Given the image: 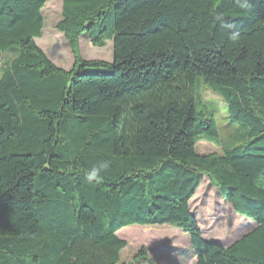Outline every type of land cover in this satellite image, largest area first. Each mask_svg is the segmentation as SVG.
Listing matches in <instances>:
<instances>
[{
    "label": "trees",
    "instance_id": "1",
    "mask_svg": "<svg viewBox=\"0 0 264 264\" xmlns=\"http://www.w3.org/2000/svg\"><path fill=\"white\" fill-rule=\"evenodd\" d=\"M46 1L0 0V264H119L118 231L163 225L195 264H264V0H62L70 71L35 42ZM83 35L112 41L110 72L81 58ZM197 82L242 142L221 140ZM203 177L256 224L228 247L190 212Z\"/></svg>",
    "mask_w": 264,
    "mask_h": 264
},
{
    "label": "rangeland",
    "instance_id": "2",
    "mask_svg": "<svg viewBox=\"0 0 264 264\" xmlns=\"http://www.w3.org/2000/svg\"><path fill=\"white\" fill-rule=\"evenodd\" d=\"M62 0H47L42 9L44 18L43 36L36 38L37 46L57 67L70 71L74 66L72 51L62 33L55 28L61 20ZM80 54L85 61L104 62L107 66L94 67L101 72H110L113 63V44L106 41L103 48L93 47L86 35L80 38ZM14 54H0V74L2 66ZM197 92L203 105L215 116L220 138L223 142L241 141L243 129L240 125H230L226 119V105L222 98L209 87L197 82ZM199 155L218 154L221 146L206 140L196 145ZM201 237L213 244L228 247L253 230L256 224L237 215L232 206L224 201L206 177L189 202ZM117 236L127 243L120 254L119 264H195L196 258L190 247L188 234L180 229L163 225L154 227L130 226L117 232Z\"/></svg>",
    "mask_w": 264,
    "mask_h": 264
},
{
    "label": "clouds",
    "instance_id": "3",
    "mask_svg": "<svg viewBox=\"0 0 264 264\" xmlns=\"http://www.w3.org/2000/svg\"><path fill=\"white\" fill-rule=\"evenodd\" d=\"M98 169H96V168H93L92 170H91V172H90V174H89V180H92V179H96V178H98Z\"/></svg>",
    "mask_w": 264,
    "mask_h": 264
}]
</instances>
